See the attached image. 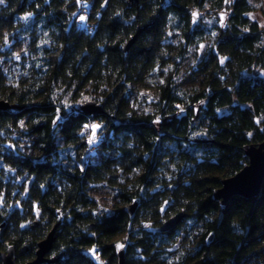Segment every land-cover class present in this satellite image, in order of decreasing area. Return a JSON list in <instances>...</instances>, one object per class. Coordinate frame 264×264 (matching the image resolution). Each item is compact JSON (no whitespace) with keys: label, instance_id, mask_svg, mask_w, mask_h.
<instances>
[{"label":"trees","instance_id":"16d2710c","mask_svg":"<svg viewBox=\"0 0 264 264\" xmlns=\"http://www.w3.org/2000/svg\"><path fill=\"white\" fill-rule=\"evenodd\" d=\"M83 1L90 3L89 32L71 20L77 0L0 5V45L16 31L29 38L21 64L0 66V101L10 106L0 111V160L32 178L22 205L28 214L0 212V254L24 247L16 264L31 261L57 225L47 256L53 264H98L93 249L105 264H120L117 249L121 264H264V178L256 198H213L222 180L247 165L246 150L264 141V76L252 73L264 68V31L250 20L248 0ZM225 7L231 15L224 29L193 21L194 10ZM25 15L33 17L27 27ZM201 45L207 50L197 60ZM190 50L188 75L200 81L183 90L175 78ZM151 79L152 109L135 108L131 88ZM89 88L103 115L59 112L58 90ZM21 122L29 155L4 150ZM92 122L104 130L100 160L84 164L80 132ZM102 184L120 186L108 215L95 212L91 195ZM131 202H138L135 215L124 208ZM34 205L45 224L26 227ZM180 213L173 229L159 230Z\"/></svg>","mask_w":264,"mask_h":264},{"label":"rangeland","instance_id":"374dc122","mask_svg":"<svg viewBox=\"0 0 264 264\" xmlns=\"http://www.w3.org/2000/svg\"><path fill=\"white\" fill-rule=\"evenodd\" d=\"M248 3L251 7V12L249 13V18L252 22H256L259 29L264 31V0H248ZM1 5V4H0ZM196 13L194 16L193 14ZM90 14V3L77 0V7L73 14L71 15V20L76 23L77 26L81 28L87 29L90 31V23L87 22V16ZM231 15V9L225 7L218 13L210 12V10L203 9L202 11L194 10L192 12L193 21L199 22L204 25L206 28H219L224 29L226 27L229 16ZM223 16V20L221 19ZM81 17H84L82 20ZM32 15H25L22 17L23 27L29 26L32 22ZM18 32V31H16ZM12 33L6 37V39L0 45V66L2 68L5 66H13L21 64L22 56L28 55L29 50V38L19 36L18 33ZM215 35V34H213ZM207 50L206 45H201L198 49L197 60L200 59L204 52ZM194 51L190 50L184 57L183 62L179 67V74L175 78L176 84L183 90H190L193 87H198L200 79L198 77H190L188 75L187 69L190 68L191 63L193 62ZM196 60V61H197ZM224 59L221 58V61ZM253 74H258L260 76H264V68H255L252 70ZM154 79L148 81L146 87H134L132 89V99L133 105L135 108H139V104L142 109L150 111L153 107V102L156 101V95L153 92V89L150 88ZM99 94L94 92L91 88L85 89L79 93H75L73 89H61L56 92L55 100L59 103V112H64L66 115L76 110H80L87 103H94L98 106L102 107V104L99 101ZM137 106V107H136ZM140 109V108H139ZM62 116H58L57 120H61ZM93 125H99L100 127L95 130V136L93 137ZM87 126V127H86ZM82 131L80 132V136L82 140L85 141L87 146L86 150H84V156L82 157V161L84 164L92 163L95 164L100 160V155L98 153V145L104 138V130L102 124L99 122H92L86 125ZM9 137H6V142L4 143V150L11 151L15 155L23 154L29 155L32 154L33 151L30 146V140L28 139L25 131L24 123L21 122L16 128H12L10 130ZM9 138V139H8ZM93 142L90 143L89 141ZM59 137H57V142H59ZM32 182V178L24 175L20 176L14 170L9 169L5 163L0 160V212L4 211L7 214L13 212L14 210H18V214L20 216L27 215V211L23 208V203L26 201L28 187ZM123 184V180L119 183ZM120 189L119 185L110 186L109 184H102L97 186L92 192L91 195L96 201V213L99 215H108L113 212L114 206L117 204V192ZM135 203V207L132 211L131 215H135L138 211V202H131L129 204L124 205V208H129L132 204ZM32 214L34 216L33 219L29 220L25 226H42L45 224L40 217V211L34 205ZM171 216L167 217L162 221V223L166 222ZM161 223V224H162ZM1 226V225H0ZM152 223L145 222L143 223V227L149 230H154L151 227ZM126 239L125 236L117 241V245L121 240ZM122 240V241H123ZM179 247V243H176L171 250ZM24 248V247H23ZM20 248L15 251L14 258L19 255V253L24 250ZM117 248H121L118 247ZM119 250L118 252H122L123 250ZM1 251V253H5ZM90 256L92 259L98 262V264H105L101 262L95 252L90 250Z\"/></svg>","mask_w":264,"mask_h":264},{"label":"water","instance_id":"95a60500","mask_svg":"<svg viewBox=\"0 0 264 264\" xmlns=\"http://www.w3.org/2000/svg\"><path fill=\"white\" fill-rule=\"evenodd\" d=\"M129 1L137 2V0ZM139 32L140 30H138L136 34L126 43V45L122 48L123 52L128 51V49L134 44ZM8 109H10L9 104L4 101H0V111ZM81 113L85 116L97 117L103 115V110L101 106L94 103H87L81 108ZM245 154L248 158L247 165L234 176L222 180L220 187L213 192V198L217 201H221L222 204H225L231 197L234 196L245 199H253L259 196L264 178V141L257 146H250L246 150ZM134 207L135 205H131L127 208L129 215L132 214ZM183 217L184 214L182 213L171 217L161 225L159 230L161 232H165L173 229ZM56 228L57 225L53 226L45 238L37 243L34 258L25 264H53L56 262V258L47 257L54 242V233ZM14 254L15 251L13 247H9L5 253H1V264H16ZM118 255L121 264L122 253L119 252Z\"/></svg>","mask_w":264,"mask_h":264},{"label":"snow or ice","instance_id":"6c2138e0","mask_svg":"<svg viewBox=\"0 0 264 264\" xmlns=\"http://www.w3.org/2000/svg\"><path fill=\"white\" fill-rule=\"evenodd\" d=\"M0 4H3V0H0ZM194 16L196 15V13H194L193 14ZM81 19L83 20L84 19V17H81ZM222 20H223V16H222V18H221ZM221 63H223V60L221 61ZM87 127V126H86ZM100 126L99 125H93L92 126V130H93V137L95 136V130L97 129V128H99ZM90 143H92L93 141L92 140H90L89 141ZM118 247H123V245L121 244V245H118ZM93 252H95V250L93 249Z\"/></svg>","mask_w":264,"mask_h":264},{"label":"built area","instance_id":"2783aa9c","mask_svg":"<svg viewBox=\"0 0 264 264\" xmlns=\"http://www.w3.org/2000/svg\"><path fill=\"white\" fill-rule=\"evenodd\" d=\"M121 244L124 246V243L122 241H120L118 245H121Z\"/></svg>","mask_w":264,"mask_h":264},{"label":"clouds","instance_id":"9594fccd","mask_svg":"<svg viewBox=\"0 0 264 264\" xmlns=\"http://www.w3.org/2000/svg\"><path fill=\"white\" fill-rule=\"evenodd\" d=\"M3 3H4V0H3Z\"/></svg>","mask_w":264,"mask_h":264},{"label":"flooded vegetation","instance_id":"af4514ba","mask_svg":"<svg viewBox=\"0 0 264 264\" xmlns=\"http://www.w3.org/2000/svg\"><path fill=\"white\" fill-rule=\"evenodd\" d=\"M23 251V250H22ZM24 252V251H23Z\"/></svg>","mask_w":264,"mask_h":264}]
</instances>
